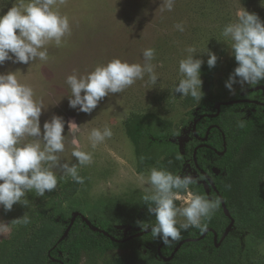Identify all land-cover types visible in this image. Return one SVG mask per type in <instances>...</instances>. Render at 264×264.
Segmentation results:
<instances>
[{
    "label": "rangeland",
    "instance_id": "1",
    "mask_svg": "<svg viewBox=\"0 0 264 264\" xmlns=\"http://www.w3.org/2000/svg\"><path fill=\"white\" fill-rule=\"evenodd\" d=\"M14 2L0 0V15L5 14ZM241 6L264 21L261 0H174L171 11L165 0H63L58 3V9L69 18L70 34L66 35L61 47L47 46L48 61H37L32 66L7 61L0 66V73L20 71L18 80L31 86L35 97L43 101L47 111L41 116L42 129L44 122L53 115H59L67 122L65 135L69 132L68 123L82 125L81 145L92 154V161L79 169L85 182L75 199L66 204L68 210L80 213L85 222L94 216L114 224L127 219L129 223L119 226L124 237L138 231V221L155 223V217L148 214L142 199L144 192L139 179L141 174L147 176L149 171H138L134 145L124 127V122L133 113L154 115L175 130L177 137L172 143L178 155L173 153L163 158L157 168L177 175L191 174L198 179L196 184L204 183L185 154L186 145L193 139L195 111L201 100L191 96L181 98L182 94L174 93V86L181 78L179 61L187 56L185 49L189 46L196 48V58L203 59L204 64H207L208 49L215 53L221 63L214 79V93L222 102L237 100L239 84L234 85L235 94L225 87L237 64L221 31L225 24L235 20V12ZM177 24H182L184 30L179 31L175 27ZM146 48L155 49L152 63L159 76L157 84L146 83L145 76L124 92L105 97L90 115L69 106L70 88L66 83L69 75H86L97 65L114 58L143 63L142 53ZM201 79L203 90L204 79ZM105 126L111 128V137L92 148L87 133L92 128L103 129ZM261 135L256 131L241 148L235 158L237 171L248 157L249 147ZM70 140L71 136L65 152L60 154L61 164L76 162L71 156ZM55 171L59 179L62 172L60 169ZM206 189L210 195L208 186ZM186 200L187 194L181 193L177 206L186 205ZM23 210L24 205L19 203L11 211L0 208V242L11 237L20 222L15 220L22 219ZM178 219L183 222V218ZM251 252L264 257V242L253 247ZM130 257V252L122 249L107 253L85 251L80 264H118Z\"/></svg>",
    "mask_w": 264,
    "mask_h": 264
},
{
    "label": "clouds",
    "instance_id": "2",
    "mask_svg": "<svg viewBox=\"0 0 264 264\" xmlns=\"http://www.w3.org/2000/svg\"><path fill=\"white\" fill-rule=\"evenodd\" d=\"M63 0H15L12 7L0 15V66L5 62L22 63L31 66L49 59L48 45L61 47L66 35L70 34V22L61 14L58 3ZM174 0H165L169 11ZM264 5V0H261ZM183 31V25L175 26ZM221 36L228 46L237 66L225 82V87L235 94L234 85L239 84L241 92L247 87L264 82V21L245 7L235 12V20L223 26ZM220 42V41H218ZM187 56L179 61L180 80L174 86V93L181 98L191 96L200 101L203 81L201 68L204 60L196 58V48L185 49ZM143 63H130L114 58L106 64L97 65L86 75L72 74L66 79L70 88L69 106L79 112L91 114L104 100L124 92L137 80L155 85L159 76L155 49L143 50ZM207 66L217 65L218 57L209 49ZM0 73V208L11 211L16 204L26 206V193L35 191L39 197L54 191L58 186L55 169H60V180L71 178L83 184L85 178L79 169L92 161V154L83 150L80 134L82 125L68 123L53 115L41 128V116L47 111L42 100L35 97L33 88L18 80V73ZM204 95V93H203ZM126 113H123L124 115ZM245 120H238L237 126L244 128ZM111 128H92L87 139L92 148L111 137ZM71 136V156L75 163L61 164L60 154L65 152L68 137ZM32 138V139H27ZM179 158V157H178ZM147 205V212L155 217V223L138 221L142 231L151 229V235L160 239L165 246L179 241L182 231L190 227L207 231V223L221 204L220 197L193 194L190 187L198 182L191 174L177 175L166 169L152 167L147 176L139 177ZM181 193L187 194L186 205L177 206ZM183 218V222L180 219ZM26 218L17 219L15 221Z\"/></svg>",
    "mask_w": 264,
    "mask_h": 264
},
{
    "label": "trees",
    "instance_id": "3",
    "mask_svg": "<svg viewBox=\"0 0 264 264\" xmlns=\"http://www.w3.org/2000/svg\"><path fill=\"white\" fill-rule=\"evenodd\" d=\"M221 60L215 68L207 64L201 68L204 79L201 102L197 107L194 120L202 115H215L217 106L222 102L214 93V79L220 70ZM239 98V94H238ZM237 98V99H238ZM244 104L222 106L218 117H206L196 126L200 138L207 137V147L193 135V141L186 145L185 154L193 166H199L211 176L217 191L211 187L208 195L203 185H192L190 191L195 195L222 197L231 213L235 224L223 240L232 224L227 217L222 202L207 223V230L213 232L201 237L204 232L190 227L182 231V238L165 246L160 239L138 228L137 232L124 237L119 226L129 223L122 219L119 224L94 216L85 222L80 216L76 219L68 237L61 239L77 213L68 210L66 204L72 202L80 190L81 184L71 179H58V186L52 192L39 197L35 191L28 192L24 199L22 218L10 238L0 242V264H80L82 252L98 251L107 253L111 250H127L129 259L118 264H264V257L252 254L253 247L264 242V139L249 147L248 157L240 171H237L235 158L248 136L255 128L264 127V108L248 105L250 114L244 116ZM256 108V112H253ZM238 120H245L246 126H237ZM128 138L134 145L137 167L140 173L156 167L163 158L178 155L172 141L177 137L173 126L151 114L133 113L124 122ZM221 156L219 153H223ZM170 155V156H169ZM217 168L222 173L213 172ZM154 224V223H152ZM145 233L138 238H130ZM216 235L218 240L216 241ZM201 239V240H198ZM223 240V241H222ZM180 248L171 261L180 243ZM222 241V242H221ZM221 245L218 247L217 244Z\"/></svg>",
    "mask_w": 264,
    "mask_h": 264
},
{
    "label": "flooded vegetation",
    "instance_id": "4",
    "mask_svg": "<svg viewBox=\"0 0 264 264\" xmlns=\"http://www.w3.org/2000/svg\"><path fill=\"white\" fill-rule=\"evenodd\" d=\"M261 87H264V82H262L261 84L259 85H253V86H250V87H247L246 88V91L245 92H241V90L239 91V98L237 100H234V101H238V103L236 104H244L246 105L245 108H243V113H244V116L246 115H249L250 114V111H249V107L248 105H253V106H260L262 108H264V88H261ZM259 88V89H257ZM226 102V101H225ZM221 103V102H220ZM235 105V104H234ZM256 108H253V112H256ZM264 111V110H263ZM203 116V115H202ZM201 116V117H202ZM201 121V120H200ZM199 123V122H198ZM211 129V128H210ZM210 129L208 131V134H207V137L205 138H200L197 134H196V129H194V132H193V135H195L194 137H196L199 141H201L203 144L201 146H199L196 150H195V154H197V151L200 147H207L206 143L207 141H204V139L207 138L208 140V136H209V132H210ZM256 131H260V133L262 134L261 137L259 138V142L262 141L264 139V127L263 128H255L254 131L248 136L246 142L243 144L242 148L247 145L248 143V139L256 132ZM193 141V140H192ZM191 141V142H192ZM241 150V149H240ZM222 154V155H221ZM219 155L223 156L224 155V152L223 153H219ZM195 161H196V155H195ZM194 168L196 169V172H198V174L201 176L203 175L207 182L210 183L211 187H213L212 185V182H213V179L211 178L210 175H208L205 171H203L202 169L199 168V166H194ZM213 172L219 176L222 171L217 169V168H213ZM202 178V176H201ZM203 179V178H202ZM201 182H204V183H201V185H203L205 187L204 184H206L208 186V189L210 190V193H211V189H210V185L205 181V180H202ZM206 186V187H207ZM205 187V189H206ZM215 190V189H214ZM207 191V189H206ZM216 191V190H215ZM131 238V237H130Z\"/></svg>",
    "mask_w": 264,
    "mask_h": 264
},
{
    "label": "water",
    "instance_id": "5",
    "mask_svg": "<svg viewBox=\"0 0 264 264\" xmlns=\"http://www.w3.org/2000/svg\"><path fill=\"white\" fill-rule=\"evenodd\" d=\"M261 88H264V87H261ZM257 89H259V88H257ZM236 103H238V101H228V102H221V103H219L218 106H217L218 113L215 114V115H203L202 117H200L199 119L196 120V122H195V124H194V129H196V126H197V124H198V122H199L200 120H202V119H204V118H206V117H210V118L218 117L219 114L221 113V107H222V106H231V105H234V104H236ZM211 129H212V128H211ZM211 129H210V130H211ZM204 141H207V138L204 139ZM195 155H196V154H195ZM221 155H222V154H221ZM212 185H213L214 189L217 191V193L219 194L217 188L215 187L214 182H212ZM221 202H222V205H223V208H224V211H225L227 217H229V218L232 219V224H231V226L229 227L228 231L226 232V235H225V237L223 238V240H224V239L227 237V235L229 234V232L231 231V229L233 228V226H234V224H235V221H234V219L232 218L231 213H230V211H229V209H228V207H227V205H226V203H225V201H224V199H223L222 197H221ZM80 216H81L80 213H76V214L73 216V220H72L70 226L68 227V229H67L65 235L63 236V238L61 239L60 242H62L63 240H65V239L68 237V235H69V233H70V231H71V229H72V227H73V225H74L76 219H77L78 217H80ZM83 219H84V218H83ZM85 220H86V219H85ZM86 221H88V220H86ZM120 229H121V227H120ZM210 232H213V230H212V229H208L207 231H205V233H204V235L201 237V239H204V238L207 236V234L210 233ZM144 234H145V233H140V234H137V235H135V236H133V237H131V238H138V237L143 236ZM201 239H198V240H201ZM217 240H218V236L216 235V241H217ZM223 240H222V241H223ZM222 241H221V242H222ZM185 243H186V241L180 243V245L178 246V248L176 249L175 253L173 254V256H172L171 258H169V259L164 258V259H165L166 261H171V260L174 258V256L177 254V252L180 250V248H181ZM220 245H221V243H220V244H217L218 247H219Z\"/></svg>",
    "mask_w": 264,
    "mask_h": 264
}]
</instances>
